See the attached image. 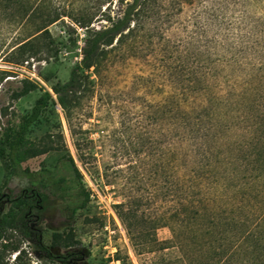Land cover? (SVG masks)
<instances>
[{"label": "rangeland", "instance_id": "obj_1", "mask_svg": "<svg viewBox=\"0 0 264 264\" xmlns=\"http://www.w3.org/2000/svg\"><path fill=\"white\" fill-rule=\"evenodd\" d=\"M41 1L71 16L91 5L92 0ZM158 0L160 17L143 38L127 41L107 54L98 66L87 70L89 82L72 113L75 133L69 129L50 85L64 81L80 57L83 29L70 17L61 16L47 25L50 50L41 60L29 58L9 63L6 53L17 40L29 34L32 20L18 23L0 10V147L27 113L33 100L47 89L52 99L42 109L26 134L28 149L20 166L29 171L52 169L68 153L89 190V202L75 211L70 223L73 245L52 247V232L60 231L62 214L56 209L39 225L41 244L11 234L0 246V264H205L212 252H179L176 245L157 249L153 239L170 238L165 219L174 204L170 195L171 96L181 90L172 67L204 62L206 45L216 30L236 29L252 14L264 15V0ZM165 13L171 16L165 20ZM154 17L152 19H154ZM35 18L34 22H38ZM238 21H241L239 24ZM96 25V23H93ZM41 39L38 38L37 44ZM207 41V42H206ZM198 46L194 58L188 56ZM212 51L213 47L208 46ZM197 49V47H196ZM190 55V54H189ZM188 56V57H187ZM214 58V55L211 56ZM27 78L37 87L15 96L20 81ZM219 80V77L216 78ZM38 150L36 154H31ZM0 155V193L15 194L28 180L9 176ZM182 172V171H180ZM8 203H0L2 211ZM133 214V215H132ZM132 215V216H131ZM31 226H37L30 222ZM19 246L18 251L9 247ZM143 244L145 247H140ZM72 252L65 259L48 257ZM19 253V258L14 256Z\"/></svg>", "mask_w": 264, "mask_h": 264}, {"label": "trees", "instance_id": "obj_2", "mask_svg": "<svg viewBox=\"0 0 264 264\" xmlns=\"http://www.w3.org/2000/svg\"><path fill=\"white\" fill-rule=\"evenodd\" d=\"M157 1L92 0L74 17L41 1L33 4L30 0H0V10L7 12L11 21H33L31 32L11 45L6 61L16 64L46 57L51 46L47 25L61 16L70 17L83 29L79 59L64 81L49 87L70 131L75 133L72 113L87 88V70L98 66L108 53L127 41L150 37L148 31L159 27L149 26L150 21L161 16L156 10ZM170 1L172 8L179 3ZM154 15H158L156 19ZM162 16L167 20L171 14ZM35 18L39 21L34 22ZM214 35L217 36L208 39L213 45H206L200 65L192 60L191 66L180 61L171 66L174 81L181 89L171 96L169 108V191L174 204L165 219L170 221L171 235L164 240L154 238L153 244L157 249L173 244L179 252H212L205 264H264V15L252 14L247 24L236 29L224 27ZM198 49L195 46L188 56L193 59ZM36 87L35 82L23 78L15 96ZM51 93L41 89L6 138L5 153L0 147L8 175H22L28 180L15 194L0 193V203L3 199L8 203L6 210L0 208L1 248L11 234L23 239L33 235L37 245L44 248L37 224L56 209V204L62 214V229L52 232L50 245L71 247L73 215L90 200L89 190L68 153L62 154L52 169L29 171L20 166L23 153L30 149L26 134L52 99ZM18 248L17 244L9 247L12 251ZM45 252L48 257L61 259L72 254L55 256L47 249ZM19 253L14 259L19 258ZM176 262L180 264L181 259Z\"/></svg>", "mask_w": 264, "mask_h": 264}, {"label": "built area", "instance_id": "obj_3", "mask_svg": "<svg viewBox=\"0 0 264 264\" xmlns=\"http://www.w3.org/2000/svg\"><path fill=\"white\" fill-rule=\"evenodd\" d=\"M82 45V44H81Z\"/></svg>", "mask_w": 264, "mask_h": 264}]
</instances>
